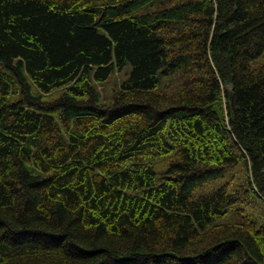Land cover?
<instances>
[{
  "label": "trees",
  "instance_id": "obj_1",
  "mask_svg": "<svg viewBox=\"0 0 264 264\" xmlns=\"http://www.w3.org/2000/svg\"><path fill=\"white\" fill-rule=\"evenodd\" d=\"M0 264H264V0H0Z\"/></svg>",
  "mask_w": 264,
  "mask_h": 264
},
{
  "label": "rangeland",
  "instance_id": "obj_2",
  "mask_svg": "<svg viewBox=\"0 0 264 264\" xmlns=\"http://www.w3.org/2000/svg\"><path fill=\"white\" fill-rule=\"evenodd\" d=\"M131 70V65H126L123 70L121 71H117L114 72L107 83L101 85V92L104 96H109L112 93V89L114 87H117L118 84L121 82V80L125 79L128 75L129 72ZM155 168L157 171V175L159 176L161 174V172L164 170V160H158L155 161ZM218 183H211L208 184L207 186L203 187V189L197 190V192H207L209 189H211L212 187L217 186Z\"/></svg>",
  "mask_w": 264,
  "mask_h": 264
}]
</instances>
